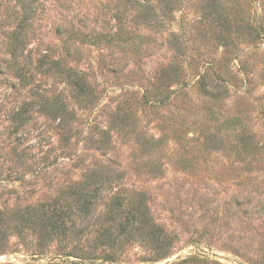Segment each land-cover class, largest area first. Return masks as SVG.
<instances>
[{
	"label": "rangeland",
	"instance_id": "rangeland-1",
	"mask_svg": "<svg viewBox=\"0 0 264 264\" xmlns=\"http://www.w3.org/2000/svg\"><path fill=\"white\" fill-rule=\"evenodd\" d=\"M0 264H264V0H0Z\"/></svg>",
	"mask_w": 264,
	"mask_h": 264
}]
</instances>
